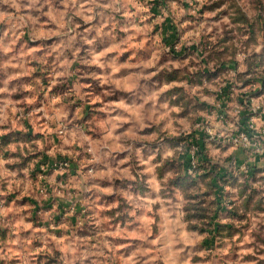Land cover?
I'll return each instance as SVG.
<instances>
[{
    "label": "clouds",
    "instance_id": "1",
    "mask_svg": "<svg viewBox=\"0 0 264 264\" xmlns=\"http://www.w3.org/2000/svg\"><path fill=\"white\" fill-rule=\"evenodd\" d=\"M206 2L109 0L101 8L110 10L109 17L119 14L125 19L123 26H119L125 35L119 40L115 39L114 30L118 25L114 19L109 22L107 30L102 22L81 34L76 31L72 16L68 15V20L60 23L55 33H41L58 35V42L53 45L42 43L28 49L21 44L17 50V40L26 24L33 33L30 38H35L38 16L43 13L33 16L31 12L42 8L48 0H0V11L3 12L0 20L7 25L0 32L4 67L22 69L20 75L31 77L25 88H9L13 76L0 81V93L5 94L0 96V101H4L0 104V137L12 134L9 143L0 145V228L8 229L7 238L0 237L2 264H74L75 261L84 264L86 257L91 258L89 264H260L264 261V230L258 227V224H264V211L245 210L243 201L247 194L241 196L238 188L225 189L237 193L229 199L235 200L239 218L221 217L218 222L226 223L231 219L234 230L231 235L215 237L214 225L209 220L215 209L209 201L214 197L205 195L212 190L209 181L213 165L220 167L231 163L235 166L239 160L240 171H245L249 164L255 163L257 154L260 164L264 165V109H261L264 94L252 98V111L261 110L249 117L252 130V139L249 140L244 132H239L238 136L230 135L238 131L234 123H217L209 119L206 109L202 112L199 108L186 106V101L194 96L204 98L208 82L189 86L186 79H177L179 84H173L169 79H154L165 71L171 74L178 70L179 76L191 72V66L184 59L165 55L173 46L179 49L184 41L190 42L189 37L198 39L204 36L215 44L222 30L230 29V35L235 38L232 44L238 50L234 56L239 60L237 71H246L245 57L264 48V0H222L216 9L221 14L219 23L209 22L201 13ZM60 5L63 11L58 13L59 21L78 7L76 0H57V6ZM94 6L95 0L91 7ZM213 28L217 31L213 37H208ZM173 29L179 39L174 44L165 43ZM93 30L94 35L88 38L87 31ZM102 35L111 36V42L99 50L88 49L89 54L82 57V45H92ZM77 40L81 43L73 47ZM245 40H249L251 47L244 46L241 51ZM40 49H43L41 55L36 56L35 52ZM129 49L133 51L118 62V58ZM141 49L147 54L137 56L136 51ZM110 52L116 55L107 59ZM26 56L28 59H24ZM30 60L37 61V64L28 67ZM73 63L79 67L72 68ZM37 70L40 75L32 76V72ZM83 77L91 78L89 84L80 83ZM93 80L99 91L93 89ZM56 85L64 87L53 91ZM177 87L184 89L182 98L180 93L173 92L170 97L165 95ZM249 87L245 85L241 91ZM84 88L89 91H82ZM18 91L26 92L27 97L19 101L11 99L12 94ZM41 94L43 98L39 103L42 107H36ZM111 97H115V101L110 100ZM214 103L219 106L218 102ZM29 105L32 107L25 113L24 109ZM238 107L243 108V105ZM29 124L32 125V135L25 138L30 131ZM146 128L153 131L145 132ZM217 130L219 137L225 139L218 140L216 146L205 140L201 149L200 133L215 134ZM37 132L42 134L37 136ZM17 133L21 134L20 138H17ZM166 137L178 142L168 146L159 160L156 152L144 158L139 149L133 159L129 141L151 142ZM120 152L125 154L119 155ZM203 155L213 159L202 161L196 172L191 167L187 168L189 174H201L203 179L195 185L181 188L175 181L185 173L186 162L195 165ZM109 157L116 160L115 165L110 163ZM26 158V165L19 167ZM73 161L80 169L93 165L86 173L77 172V176L92 180L88 187L98 193L95 199H99L102 193L116 194V198L106 206L112 210L111 215L105 217L94 213L91 219L84 217L92 225L90 238L95 241L93 244L87 239L76 241L71 236L74 229L81 227L83 220L67 228V222L57 225L51 221L57 211L55 207L47 213L43 211V201L47 197H52L56 204L59 203L57 197L73 202L74 196H79V191L75 194L68 192L73 185L56 180L64 172L72 175L67 165ZM165 161L175 166L165 167ZM8 163L17 167L10 171L5 168ZM38 164V179L33 183L29 174L36 170ZM49 165L53 166L50 176L47 174ZM18 173H23L22 179L18 178ZM116 178L122 184L127 181V184L123 187L113 185ZM103 181H108L109 186L101 187ZM74 183L80 191L86 190L80 187L82 181L74 180ZM137 184L142 185L140 190H137ZM9 192L19 193L15 199L31 192L37 205L41 206L36 221L25 223L31 212H25L22 205H16L15 199L5 202ZM95 199L88 202L89 206L96 207ZM33 207L36 205H29V209ZM195 207L201 210L200 215H197ZM227 207L232 209L234 206L227 204ZM9 213L13 214L14 220L9 218ZM117 217L124 219L121 221ZM113 220L115 224L109 223ZM44 221L48 223L45 225ZM33 223L40 226L34 228ZM58 227L67 228L68 234L62 238L51 235ZM25 230L30 231L21 235ZM109 236L124 237L125 242L117 245L107 239ZM133 240L140 243L128 255H117V247L127 248ZM203 240L210 241V245H203ZM33 241L41 243L36 246ZM81 244L85 248L78 250ZM37 254H45L39 262ZM193 257L199 258L193 260Z\"/></svg>",
    "mask_w": 264,
    "mask_h": 264
},
{
    "label": "rangeland",
    "instance_id": "2",
    "mask_svg": "<svg viewBox=\"0 0 264 264\" xmlns=\"http://www.w3.org/2000/svg\"><path fill=\"white\" fill-rule=\"evenodd\" d=\"M43 2V0H41ZM109 0H95V6L91 7L94 3V0H76L78 7L76 11L73 13H66L64 15L63 21L58 20V13L63 11V6H57V0H48V3H44L42 8H39L35 11L31 12V15L36 16L37 13H43V15L38 16L39 23L36 25V31L34 33L35 38H30L33 33L29 25H25V30L22 34H20V38L17 40L16 48L20 49L21 44L25 49L38 47L39 45L47 44L53 45L54 42H58V35H41V33L53 32L55 33L60 23L66 22L68 20V15L72 16V22L76 27V31L78 33L84 34L86 30H89L91 26H99L102 22L104 23L105 30L109 26V22L114 19L118 27L114 30L115 39L119 40L122 38L125 33L122 32L119 26H123L125 23V19L123 16L119 14H113V16L109 17V9L101 8V5L108 3ZM220 3L222 0H207L204 4L203 8H201V13H203L204 17H207L209 22H217L220 21V13L216 12V9L220 7ZM91 7V11L89 8ZM130 11L134 9H129ZM24 11H28L25 9ZM123 11V10H121ZM76 12L82 13L81 15H77ZM216 13L215 15H212ZM3 15V12L0 11V16ZM91 16V19L88 17ZM66 26L71 27L72 24H67ZM7 28V25L3 20H0V32ZM217 31L216 28H213L212 32L207 34L208 37H213V33ZM231 30L223 29L219 39H216L215 44H212L211 39H206L204 36H200L198 39H193L189 37V41H184L179 49L176 47L171 48V52L165 53L166 56H172L173 59H184L190 66L191 72L187 73L185 76H179L178 70H173L171 74L168 72L162 73L160 77H156L154 79H169L173 84H179L177 79H186L189 86H195L199 84H204L205 82L209 83V88H205L204 98L192 97L188 101H186V106L191 105L192 108H199L202 112L203 110H207V114L209 119H214L217 123H234L237 127L238 131H234L230 133L231 136H238L239 132H244L247 134L248 139H252V130L249 127V117L256 115L259 113L261 109H264V104L261 105V109H256L252 111V98L259 97L261 94H264V48H262L259 52L253 51L250 56H246L244 59V63L247 65L246 71H237L239 67V60L234 58L237 54L238 50L235 44H232V40L235 39L230 35ZM17 33H20V30L17 29ZM94 35L93 31H87V37L91 38ZM179 39V36L176 34L175 29H173L171 36L165 39V43L174 44L176 40ZM252 38L250 37V40ZM112 40V37L109 35L98 36L92 45L83 44L81 48L80 55L82 57H86L88 53V49L99 50L105 45L109 44ZM26 41V43H24ZM81 42L77 40L73 47H76L77 44ZM244 46L251 47L249 44V40H245L242 42L243 50ZM43 49H40L35 52L36 56L41 55ZM133 51L129 49L124 52L119 58V61H123L125 57L128 56L129 52ZM147 53L141 49L136 51L137 56H143ZM71 55V53H69ZM115 52H110L107 59H111L112 56H115ZM24 59H28V57H24ZM49 60L52 59L51 56L48 57ZM5 57L0 54V81L8 78L9 76H13L14 78L10 80L8 87L11 88L13 86H18L20 88H25L31 77L28 75H20L19 73L22 69L13 68V67H4ZM37 64V61L30 60L28 67H34ZM83 67L82 65H80ZM79 65L73 63L72 68H77ZM92 69H89L91 71ZM98 70V69H97ZM234 74V75H233ZM39 70L33 71L32 76H39ZM71 79V77H69ZM91 78L83 77L80 80L81 84L87 85L89 84ZM47 81L45 80V83ZM70 83V81H69ZM148 84L150 86L151 82ZM259 85V87H255V85ZM93 89L95 91H99L96 88V81H92ZM245 85H249L250 87L246 91H241V89L245 88ZM74 86V85H73ZM64 85H56L53 87V91H56L57 88H63ZM82 91H89L88 88L82 89ZM180 93L181 98L184 95L183 88H173L169 93L165 95L170 97L172 93ZM119 95V93H117ZM0 96H5V94L0 93ZM22 97H27V93L24 91H18L13 93L11 99L19 101ZM43 98V94L41 97L37 98L36 107H42L39 103V100ZM112 101H115V97L109 98ZM195 101V103H193ZM214 101L219 103V106L214 103ZM4 101H0L2 104ZM243 105V108H239L238 106ZM31 105L28 108H25L24 111L27 113L31 109ZM97 107H100L97 104ZM40 115V114H39ZM37 115V117H39ZM100 115H104V113H100ZM86 118V117H85ZM155 127V126H153ZM29 128L32 130V125L29 124ZM25 134V138H30L32 135V131ZM119 131V130H117ZM145 132L153 131L152 128L144 129ZM41 132H37L36 135H41ZM19 133L16 134L17 138H20ZM201 149L203 148V142L209 141L213 146L217 145L218 140H223L225 137H219V130L215 134H208L205 132H201ZM12 134H8L6 136L0 137V145L7 144L10 142ZM132 144L131 152L133 155V159L135 158L136 152L139 149L141 155L144 158H147L149 153L156 152V159H160V154L165 151L168 146H171L178 141L174 138H165L164 140H155V141H129ZM106 151V150H105ZM124 152H120L119 155H124ZM7 153L5 156L7 157ZM213 157L215 153L212 154ZM212 156L203 155L200 156V159L197 161L195 165H191L190 162H186L185 164V173L179 178L178 181H175L181 188H187L189 186L195 185L199 181L203 179V175L201 174H189L187 172V168H193V171L196 172L197 169H200L201 162L204 160L211 161L213 159ZM118 158V157H117ZM62 159H68V157H62ZM80 159V157H77ZM227 159V158H225ZM230 159V158H229ZM109 161L111 164L115 165L116 160L112 157H109ZM28 162V158L25 161H22L19 167H24ZM83 163V160H81ZM218 163V162H217ZM102 167V165H100ZM170 161H165V167H174ZM17 167L16 164L8 163L5 165V168L14 170ZM52 165H49V172L47 173L49 176L51 175ZM67 167L71 170L72 175H69L68 172L62 173V175H58L56 180L58 182L63 181L66 184L73 185L68 188V192L73 194L80 192L79 196H74L73 202H67L63 200L61 197H57L59 203L54 204L52 197H47L43 201V211L45 213L49 212L50 209L56 208L57 211L51 217V221L56 223L57 225L64 224L67 222V228H71V226L76 225L79 220H83V224L80 228L74 229L71 232V236L74 240H88V243L93 244V241L90 237L92 232L90 229L92 225L88 223L84 217H88L89 219L93 218L94 213H98L102 216L111 215L112 210L106 209V206L112 202L116 198L115 192L112 193H102L99 194V199H95L98 195L95 189L88 187L92 184V180H83L82 177L77 176V172H87L89 169L93 167V165L88 164L84 168H77L76 163L73 161L67 165ZM40 171L39 164L36 166V170L29 174V179L31 182H37L36 172ZM210 171L212 173L211 179L209 181L212 186V190L210 193H205V195H210L214 197L209 201V204H214L215 209L211 212L209 217L210 223L214 225L212 231L215 233V237L222 238L224 235H231L234 230V225L231 222V219H238V210L235 207V200L229 199L232 196H235L237 193L233 191H226L225 189L238 188L239 194L241 196L246 195L245 200L243 201V207L245 210L251 209L254 212L264 211V165L260 164V156L257 154V158L255 163L249 164L245 171H240V162L237 160L235 166L231 163L228 166H220L210 167ZM207 175V173H205ZM18 178H23V173H18ZM74 180L82 181L80 187L86 190L80 191L75 186ZM243 181V183H241ZM113 185L123 187L127 184V181L124 184L121 183L119 178H116L113 182ZM109 182L103 181L101 183V187H108ZM142 185L137 184V190H140ZM250 189V191H249ZM19 195L17 192H9L7 193L6 203H10L15 197ZM95 199L96 207L89 206L90 201ZM16 205H22L24 207V211H30L31 214L25 220V223H31L37 220V216L41 211V206L37 205L36 198L31 195V192L25 195H21L19 199H15ZM36 205L29 209V205ZM227 204H232L234 207L229 209ZM197 215L201 214V210L199 207H195L194 209ZM17 216L21 214H16ZM221 217H230L231 219L226 223H219V219ZM9 218L15 219L12 213H9ZM117 219L123 221L124 217H117ZM45 225L48 221L43 222ZM109 223L115 224L116 221H109ZM39 223H33V227H39ZM258 227L261 230H264V224H258ZM67 228L58 227L52 231L51 235H54L58 238H62L67 235ZM30 230H25V232L21 233V235H26ZM204 231V229H201ZM8 229L0 228V237L6 239L7 238ZM109 241L115 243L117 245L124 243V237H107ZM40 241H33V244L36 246L40 245ZM139 240H133L131 246L127 248L117 247L116 253L117 255L123 254L128 255L132 248L139 244ZM203 245H210V241L203 240L201 242ZM85 248V245L81 244L80 249ZM107 251V249L105 250ZM187 251V248L185 249ZM58 255L61 253H57ZM45 254H37V262L43 259ZM199 257H193V260L198 259ZM54 259V257H53ZM90 257H86L84 264H89ZM2 264V262H0ZM74 264H80L79 261H75ZM95 264V262H93ZM260 264H264V261H261Z\"/></svg>",
    "mask_w": 264,
    "mask_h": 264
},
{
    "label": "built area",
    "instance_id": "3",
    "mask_svg": "<svg viewBox=\"0 0 264 264\" xmlns=\"http://www.w3.org/2000/svg\"><path fill=\"white\" fill-rule=\"evenodd\" d=\"M245 134V133H244ZM245 136L248 138L247 134H245Z\"/></svg>",
    "mask_w": 264,
    "mask_h": 264
},
{
    "label": "crops",
    "instance_id": "4",
    "mask_svg": "<svg viewBox=\"0 0 264 264\" xmlns=\"http://www.w3.org/2000/svg\"><path fill=\"white\" fill-rule=\"evenodd\" d=\"M37 115H39V113H37ZM40 116V115H39ZM29 126V125H28ZM31 130V129H30ZM30 132V131H29Z\"/></svg>",
    "mask_w": 264,
    "mask_h": 264
}]
</instances>
